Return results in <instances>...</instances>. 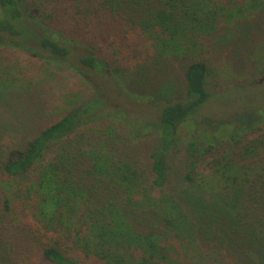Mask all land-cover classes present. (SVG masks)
Listing matches in <instances>:
<instances>
[{
	"label": "trees",
	"instance_id": "16d2710c",
	"mask_svg": "<svg viewBox=\"0 0 264 264\" xmlns=\"http://www.w3.org/2000/svg\"><path fill=\"white\" fill-rule=\"evenodd\" d=\"M230 5L218 0H0V37L8 48L32 53L38 61L48 56L67 61L73 53L87 76L93 69L105 78L116 77L127 94L158 101L161 109L152 117L155 123L139 124L125 106L105 102L94 91L24 147L0 151V225L9 215L16 226L30 229L45 240L43 255L55 264H178L167 254L165 231L181 221L196 236L200 226L165 190L167 150L179 124L211 97L209 65L192 59L185 73L186 95L172 101L131 91L127 71L197 45L205 26L211 28L219 10ZM28 27L37 35L35 50L25 46ZM121 124L134 142L158 132L160 143L149 153L151 175L118 157L103 141L121 131ZM259 128L260 135L249 141L227 130L204 142L190 141L193 170L187 171V179L195 175L203 189L213 192L246 188L257 179L264 188V126ZM77 135L89 141H75ZM235 148L243 153L241 160H235ZM149 213L161 217L160 223L142 230L135 226L130 233L122 228L124 216L139 219Z\"/></svg>",
	"mask_w": 264,
	"mask_h": 264
},
{
	"label": "rangeland",
	"instance_id": "374dc122",
	"mask_svg": "<svg viewBox=\"0 0 264 264\" xmlns=\"http://www.w3.org/2000/svg\"><path fill=\"white\" fill-rule=\"evenodd\" d=\"M218 1L224 6L230 1L231 7L219 10L222 14L211 28L204 25V34L196 38L197 45L179 56L160 57L130 68L128 87L133 92L153 96L154 100L180 99L187 92L188 64L196 58L208 63L207 88L211 97L193 117L179 124L175 140L167 150L165 187L180 201L189 219L198 223L200 231L195 236L185 228L186 222L183 225L181 221L173 222L165 231V248L169 258L178 264H199L197 260L201 264H264V188L260 179L246 188L213 192L203 189L195 175L193 180L186 177L187 171L193 170L190 141L204 142L210 135L224 131L249 141L260 135L259 125L264 126V0ZM34 32L28 27L32 42L27 39V50L36 49ZM80 39L87 42V38ZM3 44L0 37L1 152L24 147L27 140L78 103H84L94 91L105 102L125 106L139 124L149 120L155 123L152 117L160 113L158 101L127 94L116 77L105 78L93 69L91 76H87L83 70H88L77 63L73 53L67 61L51 56L47 61H38L32 53L15 52ZM118 128L121 131L103 136V141L118 157L151 175L149 153L160 143L158 132L149 133L142 142H134L123 124ZM76 139L80 137L77 135ZM85 141L89 140L81 142ZM53 149L54 145L48 152ZM235 152V160H241L243 153L236 148ZM48 159L46 155L44 162ZM260 160L264 162V153ZM126 217L122 228L127 233L135 226L142 230L161 221L153 213L139 219ZM127 233L124 237L128 241ZM45 243L30 229L16 226L8 215L0 225V264H55L43 255ZM123 245L120 246L124 248ZM125 253L129 251L125 249Z\"/></svg>",
	"mask_w": 264,
	"mask_h": 264
}]
</instances>
